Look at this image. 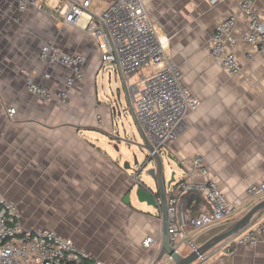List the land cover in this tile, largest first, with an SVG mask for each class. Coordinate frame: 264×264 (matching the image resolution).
<instances>
[{
  "label": "crops",
  "instance_id": "obj_1",
  "mask_svg": "<svg viewBox=\"0 0 264 264\" xmlns=\"http://www.w3.org/2000/svg\"><path fill=\"white\" fill-rule=\"evenodd\" d=\"M65 1L37 0L21 11L15 0H0V190L17 203L25 226L39 227L33 225L36 221L26 224L21 206L36 208L44 225L104 264H148L157 260L160 242L146 248L142 240L161 237V212L139 203L133 194L130 203L124 201L135 174L122 167L132 157L120 143L123 136L135 140L137 133L131 124L128 132L116 122L126 106L123 91L99 98L97 77L108 63L101 62L92 36L77 24L63 22ZM112 1L91 0L92 9ZM252 1L264 22V0ZM143 2L157 29L168 36V52L185 84L201 101L166 154L178 163L201 155L225 198L238 207V218L256 202L246 194L247 186L264 181V56L241 39L247 22L239 0ZM230 14L237 18L233 33L238 40L232 50L241 64L235 77L209 53L216 23ZM45 44L85 57L84 77L65 104L27 91L28 77L51 90L59 89L66 78L65 67L39 60ZM119 96L120 107L113 110ZM8 108L15 109L12 117ZM184 176L183 169L177 171L176 182ZM139 179L151 184L143 174ZM199 197L192 209L180 200L187 219L207 205ZM258 237L254 246L232 254L215 251L193 264H264V232Z\"/></svg>",
  "mask_w": 264,
  "mask_h": 264
},
{
  "label": "built area",
  "instance_id": "obj_2",
  "mask_svg": "<svg viewBox=\"0 0 264 264\" xmlns=\"http://www.w3.org/2000/svg\"><path fill=\"white\" fill-rule=\"evenodd\" d=\"M215 1L211 0L212 3ZM15 2L21 11L37 4V0ZM239 6L247 22V30L241 39L264 56V22L254 11L252 0H239ZM62 9L63 22L80 26L96 40L101 62L117 67L148 141L154 152L165 155L201 101L185 84L182 71L168 52L169 38L157 29L143 0H113L100 10L92 9L91 0H66ZM236 19L230 14L219 20L209 40L213 62L230 77L241 72V64L232 50L238 40L233 33ZM38 58L50 66L65 67L67 75L57 90L41 86L28 77L27 91L45 101L65 104L76 82L84 77L85 57L45 44L40 48ZM49 76L48 73L44 75L45 78ZM132 76L137 78L133 83L130 82ZM14 113V108L7 109L8 116L12 117ZM152 154L149 152V156ZM180 165L185 176L168 193L167 232L171 249L186 255L195 250L194 240L200 233L235 219L238 207L225 198L201 155H195ZM189 191L199 193L207 205L187 219L180 208V196ZM245 192L256 202L263 199L264 181L248 185ZM261 232H264V218H258L209 254L198 255L196 262L206 261L215 251L232 254L242 246H254ZM160 241V236H146L142 245L148 248ZM184 247L189 248L186 254L182 253ZM164 258L172 261L168 255ZM157 262L153 258L148 264ZM0 264L104 263L53 228L25 226L17 203L7 199L0 190Z\"/></svg>",
  "mask_w": 264,
  "mask_h": 264
},
{
  "label": "water",
  "instance_id": "obj_3",
  "mask_svg": "<svg viewBox=\"0 0 264 264\" xmlns=\"http://www.w3.org/2000/svg\"><path fill=\"white\" fill-rule=\"evenodd\" d=\"M120 77L126 103L125 109L122 113L124 116H126L127 113L131 115L132 123L130 124L134 127L137 133L135 135V140H127L124 139L126 136H123L121 141L135 146L142 154V159L140 161L137 159L136 155L133 154L131 155V161L124 160L123 162L122 167L126 170H133L135 174L133 182L127 190L124 201L130 203V196L133 194L139 203H144L152 209L160 210L162 217V234L157 261L161 260L165 255H168L172 259V264H193L196 262L198 255L209 254L225 241L237 235L251 223L260 218L264 213V198L255 202L238 218L200 233L194 240V251L186 255L174 252L168 242L167 197L168 189L173 188L176 185V174L177 171L182 170V167L180 163L176 162V160L170 157V155H163L154 152L152 145L148 141L135 116L126 83L121 75ZM121 102L122 99L120 96L116 97L112 109L116 110L119 108ZM118 115L121 116L120 110ZM149 152H152L153 154L149 156ZM149 164L152 166L149 167ZM141 174L151 180V184L142 182L139 179ZM167 174L169 175V179L166 178Z\"/></svg>",
  "mask_w": 264,
  "mask_h": 264
},
{
  "label": "rangeland",
  "instance_id": "obj_4",
  "mask_svg": "<svg viewBox=\"0 0 264 264\" xmlns=\"http://www.w3.org/2000/svg\"><path fill=\"white\" fill-rule=\"evenodd\" d=\"M136 80L137 78L135 76H132L130 78L131 83L135 82ZM97 89H98V96L100 99H104V96L111 97L112 95L113 96L116 95L117 90H119V92L123 91V88L121 86V78L119 75V71L114 64L108 63L100 71L97 77ZM116 122H118L119 128L122 129L124 127L129 132V130L127 129V126L128 124L132 123L131 115L127 113L126 116H124L123 113H121L120 117L119 116L116 117ZM120 146L125 153L130 154V155L135 154L139 161L142 159V154L140 153V150L136 148L135 146L130 145V144L128 145L123 141H121ZM21 209L24 213V219L26 220V224L30 225V222L27 221V220H30L31 222L36 221V224H33V225H37L39 227H50L49 225H44L45 223L43 222V218L41 217L42 213L38 212L36 208L32 209V208L21 206ZM188 252H189V248L184 247L182 249V253L186 254ZM162 263L170 264L171 261L163 258L162 260L159 261V264H162Z\"/></svg>",
  "mask_w": 264,
  "mask_h": 264
},
{
  "label": "trees",
  "instance_id": "obj_5",
  "mask_svg": "<svg viewBox=\"0 0 264 264\" xmlns=\"http://www.w3.org/2000/svg\"><path fill=\"white\" fill-rule=\"evenodd\" d=\"M201 196V195H200ZM189 198L188 202L185 203V199ZM199 194L196 192H186L180 196V200L182 201V204H184V208H190L192 209L193 203L199 202Z\"/></svg>",
  "mask_w": 264,
  "mask_h": 264
}]
</instances>
